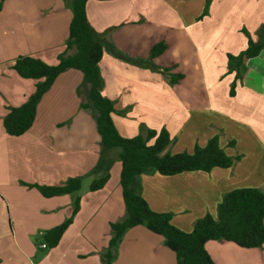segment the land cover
Instances as JSON below:
<instances>
[{
    "label": "crops",
    "instance_id": "crops-1",
    "mask_svg": "<svg viewBox=\"0 0 264 264\" xmlns=\"http://www.w3.org/2000/svg\"><path fill=\"white\" fill-rule=\"evenodd\" d=\"M69 1L0 0L1 34H10L0 39V264H101L100 254L112 235L110 222L125 215L117 153L106 154L110 176L105 185L88 189L87 181L96 176L100 136L92 111L81 107L76 91L83 80L80 70L70 68L55 78L27 131L18 136L4 131L7 107L21 105L35 88V80L19 76L12 64L26 54L57 62L72 16ZM187 3L189 10L178 8L176 0L86 2L91 25L142 62L123 60L106 49L99 61L102 94L113 101L118 132L133 137L166 128L171 141L163 153L192 152L217 135L220 146L235 158L226 168L174 175L146 172L134 178L149 206L170 212L172 223L185 231L206 213L216 216L223 195L232 189L264 192V47L243 61L241 78L228 69L227 57L246 48L248 35L257 39L264 0H210L207 10L206 0ZM158 42L166 47L149 60ZM172 42L181 45L179 55L192 61L193 69L178 58V50L174 53ZM163 68L182 77L171 84ZM76 176L82 179L79 191L51 197L22 183L57 185ZM76 196L80 208L72 223L34 263L28 240L66 219ZM205 248L216 264H264V246L210 240ZM114 264H176V255L162 236L136 225L120 239Z\"/></svg>",
    "mask_w": 264,
    "mask_h": 264
},
{
    "label": "trees",
    "instance_id": "trees-1",
    "mask_svg": "<svg viewBox=\"0 0 264 264\" xmlns=\"http://www.w3.org/2000/svg\"><path fill=\"white\" fill-rule=\"evenodd\" d=\"M86 2L69 1L72 16L68 35L64 41L65 48L58 54L55 64H48L28 54L15 58L12 68L19 76L34 79L35 88L21 105L7 107L8 111L3 117L4 131L12 136L27 131L34 121L38 102L55 78L67 69H78L83 74V80L77 87V93L82 97L81 107L92 111L100 136V152L93 171L104 170L91 181L89 190L102 188L109 178L110 161H106V154L117 153L121 163L119 183L125 215L118 221L110 222L112 235L108 247L100 254L101 264H114L115 249L120 239L129 228L136 225H143L162 236L164 244L175 253L176 264H216L205 248L206 242L210 240L229 241L243 248L263 247L264 192L257 187H239L226 192L217 206L216 216L206 213L195 221L189 231L174 225L170 212L156 211L149 206L140 189L133 183L134 178L142 173L174 175L185 171H209L214 167H230L235 158L220 146L217 135L212 136L203 146L195 145L192 152L163 153L171 141L166 128L159 131L147 129L145 133L133 137H124L118 132L111 116L115 110L113 101L102 94L103 78L99 61L106 49L123 60L142 62L119 50L91 25L86 13ZM209 3L210 0H206V10ZM243 31L248 35L245 29ZM165 47L163 42L153 45L149 60L162 53ZM263 47L264 24L258 29L256 40L248 35L244 50L238 54H227L228 69L236 71V79L241 78L239 68L243 61L257 56ZM70 49H74L71 54L68 53ZM162 72L170 76L171 84L182 77L179 73H169L168 68H163ZM234 92L235 82L231 85L230 95ZM151 139L153 142H150ZM22 183L36 188L43 196L51 197L79 191L82 179L79 176L71 177L57 185ZM79 208L80 196H76L71 214L61 223L43 231L41 235L47 247L52 248L58 244Z\"/></svg>",
    "mask_w": 264,
    "mask_h": 264
},
{
    "label": "rangeland",
    "instance_id": "rangeland-1",
    "mask_svg": "<svg viewBox=\"0 0 264 264\" xmlns=\"http://www.w3.org/2000/svg\"><path fill=\"white\" fill-rule=\"evenodd\" d=\"M188 0H176V3L178 5V8L180 7H183V8H186V9H190L191 8V5L189 3H187ZM202 18V17H201ZM2 33V30H1V27H0V39H3V38H6L8 37L10 34L9 32L6 33V34H1ZM179 38V37H178ZM179 43V42H178ZM181 45H179L178 47L174 46V43L172 42V47H173V51L174 53L176 54L177 50H178V55L182 52L183 49L180 48ZM262 50V49H261ZM188 57V55H186V58ZM179 59H182V61L184 63H186L187 65L189 64L191 66V68L193 69V66H192V61L189 62L184 59L183 55H179L178 56ZM174 59V58H173ZM177 59V57L175 58ZM185 69V67H184ZM77 91V89H76ZM174 153V152H173ZM96 176H91L90 179L87 181L89 184L91 183L92 180L96 179L97 177H99V175H97L98 173H96ZM110 176V175H109ZM109 179V178H108ZM107 182V181H106ZM105 185V184H104ZM88 189H89V186H88ZM101 189V188H100ZM98 189V190H100ZM91 191V190H90ZM97 191V190H96ZM72 206H73V203H72ZM30 242V246H32L33 250H34V254H32V259H33V262L36 263L38 261L41 260V257L42 256H46V254L51 250V248L49 247H46V248H41L40 245L42 243H45L43 238H42V235L38 234V233H35L34 236H32L31 240L29 239L28 240ZM264 263V261L262 262Z\"/></svg>",
    "mask_w": 264,
    "mask_h": 264
},
{
    "label": "built area",
    "instance_id": "built-area-1",
    "mask_svg": "<svg viewBox=\"0 0 264 264\" xmlns=\"http://www.w3.org/2000/svg\"><path fill=\"white\" fill-rule=\"evenodd\" d=\"M41 247H43V248L46 247V244L45 243H42L41 244Z\"/></svg>",
    "mask_w": 264,
    "mask_h": 264
}]
</instances>
